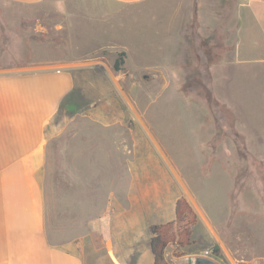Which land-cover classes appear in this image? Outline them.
<instances>
[{
	"label": "rangeland",
	"instance_id": "374dc122",
	"mask_svg": "<svg viewBox=\"0 0 264 264\" xmlns=\"http://www.w3.org/2000/svg\"><path fill=\"white\" fill-rule=\"evenodd\" d=\"M56 2L0 0V72L74 66L75 87L46 124L38 171L49 240L120 264H153L149 226L173 220L183 196L197 221L190 244L165 247L167 263L206 255L264 264V0H224L218 17L205 10L208 47L181 50L172 70L164 42L145 41L152 55L137 57L136 10L111 5L114 32L101 40L106 0H67L68 27ZM239 2L251 26L238 17ZM240 30L256 31L250 44L259 50L237 65Z\"/></svg>",
	"mask_w": 264,
	"mask_h": 264
},
{
	"label": "crops",
	"instance_id": "0c3cea01",
	"mask_svg": "<svg viewBox=\"0 0 264 264\" xmlns=\"http://www.w3.org/2000/svg\"><path fill=\"white\" fill-rule=\"evenodd\" d=\"M12 1L34 5L46 2ZM215 1L106 0L109 7L102 6L105 14L98 13L101 19L96 33L102 36L101 40L112 39L113 23H109L112 13L107 12L108 8L112 10L111 5L127 15L130 9L136 10L138 40L144 43L137 46V57L152 55L146 50L145 41L164 42V45L160 43L165 50L162 55L169 58L172 70L173 57L181 50L208 47L203 29L207 30L212 23L205 10H215L218 17L219 9L224 8V0ZM56 3L65 15V25H72L70 8L73 5L67 0ZM245 6L238 3V17L251 26V15L242 11ZM252 34L253 38L250 32L238 33L233 53V62L237 65L256 61L259 47L256 43L250 44V40L259 37L256 31ZM120 40L125 42L126 38L120 36ZM122 49L129 55L131 49L125 43ZM70 65L73 63L47 62L24 70L0 72V264H120L113 256H87L76 249L59 247L49 240L46 232L45 193L38 171L43 164L46 124L56 116L75 87L74 66Z\"/></svg>",
	"mask_w": 264,
	"mask_h": 264
},
{
	"label": "trees",
	"instance_id": "16d2710c",
	"mask_svg": "<svg viewBox=\"0 0 264 264\" xmlns=\"http://www.w3.org/2000/svg\"><path fill=\"white\" fill-rule=\"evenodd\" d=\"M125 52L119 53L113 64V70L118 71L124 63ZM197 221V214L183 197L175 203V218L164 223H155L149 226L151 236L148 246L153 264H169L165 261L164 250L169 243L185 246L191 243V226Z\"/></svg>",
	"mask_w": 264,
	"mask_h": 264
},
{
	"label": "water",
	"instance_id": "95a60500",
	"mask_svg": "<svg viewBox=\"0 0 264 264\" xmlns=\"http://www.w3.org/2000/svg\"><path fill=\"white\" fill-rule=\"evenodd\" d=\"M190 264H220L206 255H193L190 257Z\"/></svg>",
	"mask_w": 264,
	"mask_h": 264
}]
</instances>
